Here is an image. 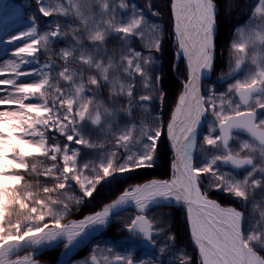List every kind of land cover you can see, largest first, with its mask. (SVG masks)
<instances>
[{
  "label": "snow or ice",
  "instance_id": "6c2138e0",
  "mask_svg": "<svg viewBox=\"0 0 264 264\" xmlns=\"http://www.w3.org/2000/svg\"><path fill=\"white\" fill-rule=\"evenodd\" d=\"M35 5L25 15L27 0H0V21L24 23L0 36L11 48V58L0 61V264H38L36 255L54 243L67 255L129 206L137 211L125 224L131 237L163 255L175 235L162 238L165 227L147 211L173 204L186 208L199 264H264V0L233 29L218 81L225 91L203 93L201 80L215 71L219 9L216 0H172L176 56L186 60L187 80L166 125L152 111L165 93L153 75L161 32L149 19L156 15L150 4L147 13L129 10L127 0ZM69 36L68 47L52 50ZM110 38L119 45L111 51ZM134 40L143 50L131 47ZM38 53L55 59L41 64ZM202 121L209 126L203 145ZM162 135L172 151L169 179L130 185L101 210L70 219L102 181L111 186L154 167ZM213 189L241 208L211 199ZM84 264L163 262L105 246ZM172 264H191V257L181 252Z\"/></svg>",
  "mask_w": 264,
  "mask_h": 264
},
{
  "label": "trees",
  "instance_id": "16d2710c",
  "mask_svg": "<svg viewBox=\"0 0 264 264\" xmlns=\"http://www.w3.org/2000/svg\"><path fill=\"white\" fill-rule=\"evenodd\" d=\"M232 1L235 4V10H234L235 14L233 18V20H235L236 17L239 18L241 15H243L245 9H247V0H232ZM128 2L131 5H135L137 9H143L145 13L148 12L147 6L150 4L156 15H151L149 18L159 22V24L162 25L164 29L167 28L168 13H169L168 0H128ZM216 3L220 10L218 21L220 22V31H221L222 30L221 28H224V25L222 27L221 25L225 21V17L223 19L224 9L229 3L228 0H216ZM227 31L229 32V28ZM164 35H166V33ZM162 41H163L162 42L163 46L160 47V51H159V57H160L159 83L165 94L169 92L171 93L170 84H168L167 78L169 79L172 78L176 83V88L173 91L176 94V92L181 89V83L178 81V79L174 74L173 75L171 74L173 72L174 57L171 52L169 42L166 41V38H163ZM226 41L224 43H226ZM59 44L60 43L54 44L52 46L54 52H58L59 49H61V47L59 48L58 46ZM52 58L55 59L54 56H52ZM171 108L172 105H169L167 103L166 95H165L163 115L165 116L166 121L168 120L169 115L171 113ZM61 139L63 138L61 137ZM157 152L158 155L154 168L140 169L131 174H125L119 181L115 182V186L117 187V192L116 194H114V197L117 194H119L121 190L126 186L141 184L151 179H166L169 177L170 152L166 147L164 138L161 140ZM129 176H131V179L128 178ZM109 188L104 187L102 189V193L104 194L108 193ZM209 195H211L212 198L219 200L223 205L234 204V203L236 204L237 202L236 199L230 197L229 194L224 193L223 190L220 192L211 190L209 191ZM151 219L159 222L157 223L158 227L161 225L165 226L169 224L178 227V229L180 230V234L182 233L181 239H183L182 241L185 242L184 230L186 231V221L183 212L175 209H158L153 211V213L151 214ZM175 239H177L180 242V238L175 236Z\"/></svg>",
  "mask_w": 264,
  "mask_h": 264
},
{
  "label": "bare ground",
  "instance_id": "6f19581e",
  "mask_svg": "<svg viewBox=\"0 0 264 264\" xmlns=\"http://www.w3.org/2000/svg\"><path fill=\"white\" fill-rule=\"evenodd\" d=\"M171 3H172V0H171ZM171 18H172V31H173V45H174V48H175V53L177 52V45H176V42H175V36H174V19H173V15H172V10H171ZM224 25V23L221 25V27ZM216 26H218V23H217V20H216ZM3 27V31L1 30V34L5 31V29H8V25L6 26L5 24H2L1 25V28ZM222 30L219 32V36H218V39H220V42H221V44H223L224 43V40H225V38H223L224 37V32H223V30H224V28H221ZM221 32H223V35L221 36ZM6 38V37H5ZM223 38V41H221V39ZM8 54H10L11 55V52L10 53H8ZM176 62H177V65H180L181 63H183L184 64V67H185V69H186V72H187V63H186V60L183 58V57H181V58H177V56H176ZM212 76V74L209 76V77H211ZM208 78V77H207ZM207 78H204V79H207ZM204 79H202L201 81H203ZM187 80V79H186ZM203 82H205V81H203ZM172 86H173V89H172ZM176 88V85H171L170 86V90H171V93L169 92V93H166L165 95H166V101H167V103L169 104V105H172V108H171V113H172V111L174 110V108H175V106H176V103H177V100H178V96L182 93V91H183V88H182V90L181 91H177L176 92V94L173 92L174 91V89ZM201 88H202V84H201ZM171 117V116H170ZM201 125H202V123H201ZM199 129H200V127L197 129V131H199ZM168 141V140H167ZM168 145H169V148H170V142L168 141ZM171 149V148H170ZM196 159H197V156L196 157H194V160L196 161ZM171 177V176H170ZM126 187H129V186H126ZM126 187H124L122 190H121V192L119 193V194H117L116 196H115V198L113 199V197H114V194H110V195H104V196H101V197H97L95 200H93V201H91L87 206H85V207H82V212L81 213H79L80 214V216H82V215H85V214H87V213H91V212H95V211H98V210H101V208L103 207V204H107V203H111V202H113L116 198H118V196L120 195V194H122V191L126 188ZM113 199V200H112ZM170 207V206H169ZM134 209H135V207H133ZM183 208L184 209H186L185 207H183L182 205H175V204H173L172 205V207H170V209H175V210H179V211H181L182 212V210H183ZM76 212H78V210H75ZM135 211H136V209H135ZM110 219H111V217H110ZM165 227V229H166V231H165V233H162L161 234V237L163 238L164 236H166L168 233H172V234H174L176 237H180V238H182V233L180 234V230L178 229V227H176V226H174V225H171V224H169V225H165L164 226ZM183 230H184V228H183ZM101 231V230H100ZM100 231H98V232H100ZM98 232H96V233H98ZM96 233H94V234H96ZM184 235L186 236V231L184 230ZM62 243H54V245L52 246V247H57V246H59V245H61ZM49 248H51V247H46L45 249H43L42 251H46V250H48ZM79 247H77V248H75L74 250H72L71 252H69V254H73L77 249H78ZM35 259H36V257H35ZM38 264H41V263H39L38 262Z\"/></svg>",
  "mask_w": 264,
  "mask_h": 264
},
{
  "label": "rangeland",
  "instance_id": "374dc122",
  "mask_svg": "<svg viewBox=\"0 0 264 264\" xmlns=\"http://www.w3.org/2000/svg\"><path fill=\"white\" fill-rule=\"evenodd\" d=\"M16 1H21V0H16ZM15 0H14V2L15 3H18V2H16ZM25 2V0H22V2L21 3H24ZM228 5L225 7V9H224V14H223V19H224V17H225V21L223 22L224 23V30H223V32H224V37L223 38H226L227 37V30H228V28L230 27V26H232L231 24H229V21L230 22H232V20H233V18H234V14H235V4H234V2L232 1V0H228ZM35 8V7H34ZM131 10V9H130ZM244 12H246V9H245V11ZM237 18V17H236ZM54 19V18H53ZM25 23H26V21H25ZM2 24H4V22L3 21H0V36H4L5 35V31L1 34V30L3 31V27L1 28V25ZM8 29H7V32H9V33H11V32H15V31H18V30H20V29H22L23 27H24V23H18V22H16V21H14V20H11V21H9L8 22ZM223 32H221V36L223 35ZM223 38L221 39V41H223ZM17 44H19V43H21V41H17L16 42ZM171 48H173V47H171ZM5 49H8V51H5ZM11 52V48H10V46H7V45H5V44H0V61H3V60H5V59H8V58H11V55L10 54H8V53H10ZM145 54H147V53H145ZM152 55L154 56V54L152 53ZM222 55H223V51L220 53V60L223 62L224 60H222ZM155 57V56H154ZM25 67H28V66H25ZM152 68H153V75L155 76V73H157V70H158V63H157V61H156V63L152 66ZM183 69H184V67H183ZM184 71H185V69H184ZM183 71V73H185ZM172 75L173 74H176L175 72H172L171 73ZM3 77H0V79H2ZM167 81H168V84H170V86L171 85H176V83H175V81L171 78V79H169V78H167ZM209 88V87H208ZM207 88V89H208ZM172 89H173V86H172ZM155 101H157V100H155ZM152 111H153V113H154V115L156 116V110H155V107H154V104H152ZM140 115L139 113H136V115ZM138 121L140 120V119H142L143 117L140 115L139 117H135ZM208 132H209V126H207V129H206V132H205V134L203 135V137L205 136V135H207L208 134ZM239 138L240 139H245V137H243V136H239ZM202 143H203V138L201 139V145H202ZM237 142L236 141H234L233 142V145H235ZM85 152H92L93 150H88V149H85L84 150ZM202 154H198V159L200 160L201 158H200V156H201ZM202 157H203V155H202ZM88 159H93L94 158V156H89V157H87ZM203 159V158H202ZM105 194H107V193H105ZM120 216H122L123 218H122V225L123 224H126L130 219H132L133 218V216H131V215H119V216H117V217H115V218H117L116 219V221L115 222H117V220L119 219V218H121ZM115 220V219H114ZM135 241H137L138 239H136V238H133ZM146 247V246H145ZM103 249H105L102 245H100L99 246V249H98V252L100 251V250H103ZM104 254H108V253H104Z\"/></svg>",
  "mask_w": 264,
  "mask_h": 264
},
{
  "label": "flooded vegetation",
  "instance_id": "af4514ba",
  "mask_svg": "<svg viewBox=\"0 0 264 264\" xmlns=\"http://www.w3.org/2000/svg\"><path fill=\"white\" fill-rule=\"evenodd\" d=\"M82 207H83V205H81L79 208H81V209H79V211L80 212H82ZM80 260H84V256L83 257H80Z\"/></svg>",
  "mask_w": 264,
  "mask_h": 264
}]
</instances>
